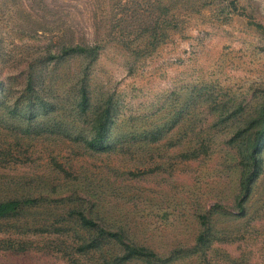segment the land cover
<instances>
[{"label":"rangeland","instance_id":"obj_1","mask_svg":"<svg viewBox=\"0 0 264 264\" xmlns=\"http://www.w3.org/2000/svg\"><path fill=\"white\" fill-rule=\"evenodd\" d=\"M263 89L264 0H0V199L37 198L0 218V264H264V144L236 205ZM106 102L100 152L81 138ZM86 204L162 260L82 253Z\"/></svg>","mask_w":264,"mask_h":264},{"label":"trees","instance_id":"obj_2","mask_svg":"<svg viewBox=\"0 0 264 264\" xmlns=\"http://www.w3.org/2000/svg\"><path fill=\"white\" fill-rule=\"evenodd\" d=\"M76 48L84 50L85 47L80 45L64 46L62 53H70ZM89 92L85 86H81L79 104L82 110L89 103ZM110 106V102H106L102 108L99 107L93 112L91 119L92 133L90 136L81 138L83 145L89 149L101 152L110 149L112 146L111 141L108 139V130L112 120L109 111ZM237 134L244 137L239 144L242 168L239 176L240 190L236 199V205L242 211V199L249 193L251 184L261 169L258 151L264 144V89L262 91V100L246 115L243 125L238 128ZM35 200L36 202L34 203ZM31 205H37V198L19 196L0 199V218L14 217L21 213L25 207H30ZM88 205L71 208L74 209V212L76 211L75 220L85 229V236L78 237L76 240L78 249L82 253L98 251V253L103 254V252H106L105 250H108L112 260L131 259L134 257L159 258V260H162L157 251L149 246L137 243L121 225L115 228L107 227L108 225L103 217L98 218L93 216L95 214L87 213L84 208ZM198 219L202 228L197 234L196 240L197 242H203L208 229L207 214L199 213ZM116 249H119V251L117 252ZM103 258L105 260V257ZM71 263L79 264L75 258H72Z\"/></svg>","mask_w":264,"mask_h":264}]
</instances>
